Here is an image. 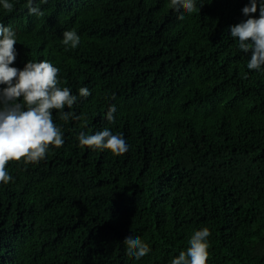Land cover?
Instances as JSON below:
<instances>
[{
  "label": "trees",
  "instance_id": "1",
  "mask_svg": "<svg viewBox=\"0 0 264 264\" xmlns=\"http://www.w3.org/2000/svg\"><path fill=\"white\" fill-rule=\"evenodd\" d=\"M9 2L11 66L50 61L77 96L63 112L81 119L53 109L63 145L7 165L0 264H171L205 227L206 264H264V66L247 68L251 52L230 31L249 0H195L191 14L170 0H34L39 17ZM71 30L75 49L62 43ZM105 128L125 154L80 146ZM129 236L150 252L128 256Z\"/></svg>",
  "mask_w": 264,
  "mask_h": 264
},
{
  "label": "clouds",
  "instance_id": "2",
  "mask_svg": "<svg viewBox=\"0 0 264 264\" xmlns=\"http://www.w3.org/2000/svg\"><path fill=\"white\" fill-rule=\"evenodd\" d=\"M3 9L11 12L14 5L9 0H0ZM170 7L183 9L186 13L197 12L195 0H170ZM30 15L43 16L34 0H28ZM249 0L242 9L246 20L231 27V36L238 40L243 53L251 52L247 64L249 70H260L264 66V0ZM179 19L183 20L184 15ZM62 43L75 49L80 44V36L75 30L63 33ZM17 35L10 26L0 23V183L8 184L13 177L7 171L10 161L25 164L39 163L46 157L49 146L60 148L63 143L61 128L53 121L52 110L61 111V119L67 121L73 113H65V106L72 108L77 96L68 87H61L58 79L59 69L50 61L29 60L23 70L12 67L17 52ZM91 92L86 87L79 89L80 97H88ZM115 99V95L111 97ZM116 105H111L106 114L108 122L115 121ZM80 146L110 151L115 156L125 154L129 147L122 135L113 134L109 129L93 135L83 133L78 137ZM210 230L205 227L196 231L188 241L189 247L181 251L171 264H206L209 257L208 237ZM126 253L140 259L150 252L149 246L139 237H126Z\"/></svg>",
  "mask_w": 264,
  "mask_h": 264
}]
</instances>
